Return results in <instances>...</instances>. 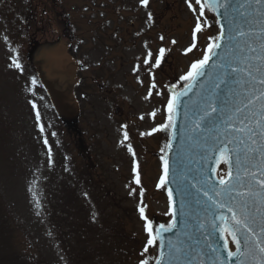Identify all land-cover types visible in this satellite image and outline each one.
<instances>
[{
	"label": "rangeland",
	"instance_id": "obj_1",
	"mask_svg": "<svg viewBox=\"0 0 264 264\" xmlns=\"http://www.w3.org/2000/svg\"><path fill=\"white\" fill-rule=\"evenodd\" d=\"M56 1L49 2L56 4L53 18L45 0H0V264H139L145 224L168 217L157 187L165 129L147 133L166 123L170 88L203 57L213 27L205 14L197 46L185 54L196 23L186 0ZM32 21L38 44L69 34L71 53L89 67L81 74V113L71 120L81 131L82 158L32 83L25 59ZM161 47L165 56L150 69L144 58L150 50L155 63ZM12 58L22 70L10 67Z\"/></svg>",
	"mask_w": 264,
	"mask_h": 264
},
{
	"label": "snow or ice",
	"instance_id": "obj_2",
	"mask_svg": "<svg viewBox=\"0 0 264 264\" xmlns=\"http://www.w3.org/2000/svg\"><path fill=\"white\" fill-rule=\"evenodd\" d=\"M140 3L147 6L149 0H140ZM186 3L193 12L196 23L193 29L192 44L185 49V54L191 52L197 46L196 34L202 31L201 18H204L207 22L206 10L210 13L227 16L229 9H231L237 12L244 22L243 25H237L230 30L229 34L230 40L239 38L243 41L244 46L240 49V55L230 53V59L219 64V68L223 70V76L220 82L214 85L216 89H220L221 83L225 84L234 100L231 103L225 102L222 107L217 108L215 99H209L202 115L199 116L197 121H194L193 131L199 129L201 122H207V119L214 113L218 114V119L223 117L220 119V124L223 127L213 137L211 148L217 153L219 159L228 165V170L226 176L219 177L217 186L210 185L208 190L201 188L203 195L210 202L208 207L213 209L210 221L211 228L226 234L223 248L227 251L229 260L233 257H243L244 260H237L236 264H245L248 260L254 261L255 264H264V0H243L238 6L231 4L230 0H194V3L193 0H186ZM196 6H198V9ZM220 9H224V12L221 13ZM241 9L243 11H240ZM148 18L149 20L152 19L151 12L148 13ZM215 23L220 25L218 34L208 37L209 43L204 50L203 58L193 61L190 70L181 76L180 80L195 81L197 77L204 74L201 70L208 64L212 56L218 55L214 50L222 47L221 41L225 36V26L219 19ZM4 39L7 40L8 37L5 36ZM160 39L163 41L165 37L161 35ZM172 43L175 44L176 41L173 40ZM165 53L166 49L161 47L159 54L155 57V63H151L153 53L149 50L143 63L149 65L150 69L158 67ZM12 66L22 70V65L17 58H12L10 67ZM229 79L239 87V91H235L229 86ZM32 83H36L35 78L32 79ZM155 87L156 84L153 82L145 99L152 95V89ZM188 87L190 89L191 84ZM182 94H175L168 99L167 110L169 115L167 122L160 124L158 128L151 129L147 133L148 135L159 129L166 130L168 128L173 119L172 113L176 109L177 96ZM33 108H36L34 103ZM151 115L155 116V113L153 112ZM36 118L37 121L40 120L38 111ZM40 127L43 132V126ZM141 135H145V133H141ZM124 137L127 139V132L124 133ZM44 143L47 145V139ZM129 151H131L130 145ZM233 154H235V176L232 172ZM161 160L164 162V174L160 177V182L157 184L158 188L166 184L168 174V161L163 156ZM48 162L51 166L50 148ZM208 179L210 178H206L203 183L207 184ZM136 183H140L138 174ZM29 191L32 192L36 206L39 209L40 201L36 198V193L31 186ZM140 195L143 198L144 190L142 188ZM168 198L172 203V189H168ZM225 209L227 214L224 212ZM139 212L142 218L147 219L144 215V207H139ZM37 215H39V211H37ZM174 227L175 224L173 223H169L167 226L160 224L153 232L152 222L148 221L145 224V231L148 233L149 238L141 253L144 258L139 260V264H149V258L145 257V254L149 251V246L156 247V241L159 237V247L162 249L164 244L161 233L171 231ZM200 227L204 228V223H201ZM211 234L212 232H208L209 236ZM228 237H231V242L235 245V251L229 249ZM209 247L212 252H217L215 247L211 245ZM169 250L170 253L173 251L175 253L181 252V249L176 248L171 242H169ZM164 255L163 252L160 253L156 258V264H161Z\"/></svg>",
	"mask_w": 264,
	"mask_h": 264
},
{
	"label": "water",
	"instance_id": "obj_3",
	"mask_svg": "<svg viewBox=\"0 0 264 264\" xmlns=\"http://www.w3.org/2000/svg\"><path fill=\"white\" fill-rule=\"evenodd\" d=\"M242 2L243 0H230L234 6ZM206 12L215 28L214 36L218 34L220 28V25L215 23L217 19L225 26V36L221 41L222 47L214 50L218 55H213L201 70L204 73L202 76L197 77L195 81L181 80L171 89L170 97L184 93L177 96L176 109L172 113L173 119L165 130L163 151L160 152V159L163 156L168 161L166 184L161 187L167 195L168 189H172L173 202L170 203V220L166 223H156L152 228L155 232L158 225L167 226L169 223L175 224V227L171 231L161 233L164 244L162 249L159 247L160 239L157 238V246L154 247L149 264H156V258L161 252L165 254L161 264H221V262L236 264L237 260H244L243 257H233L231 260L227 257V251L223 248L226 234L211 228L213 209L208 207L210 202L201 191L202 187L208 190L210 185L217 186L219 172L222 171L226 176L228 170V165L223 163L211 148L213 137L223 127L220 124L223 117L218 119V114L214 113L207 122H201L199 129L193 131L194 121L202 115L209 99H215L217 108L222 107L225 102L231 103L234 100L225 84L221 83L220 89H216L214 85L219 83L223 76L219 64L229 60L230 53L240 55V49L244 46L243 41L239 38L230 40L229 34L230 30L237 25H243L244 22L241 16L231 9L227 16L210 13L207 10ZM220 12L223 13L224 9H220ZM33 66L55 112L64 118H73L78 112L73 94V86L77 83L75 75L77 64L67 53V46L61 41L42 45L34 56ZM228 84L233 90L239 91V87L232 83L231 79L228 80ZM161 163L164 174V162L161 160ZM232 172L235 176V154ZM206 178L210 179L204 184ZM224 212L227 214L226 209ZM201 223H204V228L200 227ZM208 232L212 234L209 236ZM228 240L229 249L235 251L231 237H228ZM169 242L180 248L181 252L170 253ZM209 245L215 247L217 252H212ZM245 264L255 262L248 260Z\"/></svg>",
	"mask_w": 264,
	"mask_h": 264
},
{
	"label": "flooded vegetation",
	"instance_id": "obj_4",
	"mask_svg": "<svg viewBox=\"0 0 264 264\" xmlns=\"http://www.w3.org/2000/svg\"><path fill=\"white\" fill-rule=\"evenodd\" d=\"M113 2H117V0H112ZM121 3H124V1L123 0H121ZM112 48H117L118 47V45L114 42L113 44H112V46H111ZM122 58V57H121ZM78 59H79V97H80V99H81V102L84 100V98H85V94H86V89H87V87H85V85H84V77H83V75L81 76V74L85 71V70H87V69H89V67H88V65H84L83 63H82V58L81 57H78Z\"/></svg>",
	"mask_w": 264,
	"mask_h": 264
},
{
	"label": "bare ground",
	"instance_id": "obj_5",
	"mask_svg": "<svg viewBox=\"0 0 264 264\" xmlns=\"http://www.w3.org/2000/svg\"><path fill=\"white\" fill-rule=\"evenodd\" d=\"M53 81H54V80H53ZM54 85H56V83H55Z\"/></svg>",
	"mask_w": 264,
	"mask_h": 264
}]
</instances>
